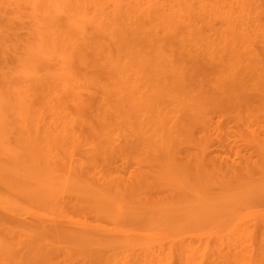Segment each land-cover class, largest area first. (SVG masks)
I'll list each match as a JSON object with an SVG mask.
<instances>
[{"label": "bare ground", "instance_id": "6f19581e", "mask_svg": "<svg viewBox=\"0 0 264 264\" xmlns=\"http://www.w3.org/2000/svg\"><path fill=\"white\" fill-rule=\"evenodd\" d=\"M149 2L0 0V260L5 263L119 264L125 256L151 259L165 241L180 245L193 261L204 246L198 248L194 238L206 237L202 241L215 239L235 250L233 263L221 264H264L252 261L253 242L264 244L259 87L264 83L249 89L248 82L235 80L230 65L234 80L230 85L224 78L227 91L211 93L205 83L225 67L223 58L206 53L193 59L181 51L178 39L193 37V26L185 25L189 20L183 24L171 14L176 26H138L135 21H144L151 10ZM198 2V8L185 6L188 16H208L212 23V1ZM226 15L224 23L232 26ZM129 21L138 27L125 30ZM225 35L232 43V33ZM250 38L243 42L247 50L256 46ZM263 50L250 55L253 51L264 70ZM221 59L219 66L214 63ZM151 69L161 80L160 75L153 81ZM162 103L173 105L176 114L167 113L168 107L163 112ZM222 122L234 124L232 138L240 144L224 149V155L210 151L215 138L223 145L231 137V125L227 129ZM205 245L203 254L211 252Z\"/></svg>", "mask_w": 264, "mask_h": 264}, {"label": "rangeland", "instance_id": "374dc122", "mask_svg": "<svg viewBox=\"0 0 264 264\" xmlns=\"http://www.w3.org/2000/svg\"><path fill=\"white\" fill-rule=\"evenodd\" d=\"M144 1V0H143ZM146 1V0H145ZM148 1V0H147ZM212 2V6H211V11L209 12V15H210V18H213V20L211 21L212 23H210V19H208V16H203V18H202V16H201V18H200V16L199 15H197V14H195L194 16H196V19H198V20H196L195 18H194V16H192V19L188 16V14H187V8L185 7V6H188L187 4H192L193 6H194V3L196 4V6H194V7H196V8H198V4H199V2H198V0H197V2H198V4L196 3V0H191V1H187V0H184V2L182 1V0H152V3L150 4V2H149V4H148V6H152L150 9L151 10H148L147 12H146V14H144L143 15V18H144V21H143V19H142V17L140 18L141 20H142V22L140 21V20H136L135 22L136 23H138V26H141L142 25V27H148V29L149 28H151V29H155V27H157V29L156 30H161V27L162 26H164V25H169L170 24V22H171V24L170 25H172L173 23V26L175 25H177L176 23H178L177 21L178 20H176V22H174L175 21V18H179L180 20L182 19V22H183V24H184V22H186V21H188V23L187 24H185V25H187L188 27L190 26V25H192L193 27H190V30H191V33L192 34H190L191 36H193V37H190L189 35H188V37H185V38H187V39H185V43H183V41H181V38H179L178 40H180V43H179V47L180 48H182V50L181 51H183L184 53H190V56H189V58H192L193 57V59L195 58V57H198L200 54H201V56L200 57H202L203 55H205L206 53L207 54H213V57H214V55L215 56H220L221 58H223V60H224V62L225 63H223L224 65H222V62H221V66H225V67H221V68H223L222 70H220V68H218L217 69V72H218V74H219V76H218V74H217V76H215V75H213V74H210L209 75V77L211 78L210 80H212V82H211V84L210 83H208V84H206L205 83V85H207V87L208 88H210V89H212L210 92L211 93H213L214 95L216 94V95H222V94H224L227 90V88L228 87H226V86H228V82L226 81V79H224V78H227V80H229V83H230V85H231V80H234V77H235V80L237 79V81H238V83H242L243 81H245V82H243L245 85H247V83L246 82H248V88L252 85L253 87H252V89L254 88V89H256V87L254 86L255 85V82L256 83H258V82H260V83H264V75H263V73H264V70L263 69H261L260 67H258V65H256V64H258V61H254V60H256V58L254 59L252 56H253V51L251 52V54L252 55H250V51L251 50H253V49H255V51H260L261 52V50H263L264 49V4H261L260 2H261V0L259 1V0H235L236 1V3H235V1L234 0H228V4L229 5H227L226 3V1L227 0H217L216 1V3H217V5L215 6L214 5V1L213 0H211ZM257 3H256V2ZM181 2V3H180ZM186 2V3H185ZM188 2V3H187ZM190 2V3H189ZM193 2V3H192ZM224 2H225V4H224ZM238 2V3H237ZM251 2H252V4H251ZM164 3V4H163ZM179 3H180V6H181V4L184 6V8L186 9H184L185 11H183V10H181L183 13H179L180 12V8H182L183 9V6H179ZM218 3H220V9H224V6L225 5H227V6H225L226 8L224 9L226 12H225V14H224V10H220L219 8H217V6L219 5ZM255 3V4H254ZM263 3V2H262ZM155 4V5H154ZM177 4V5H176ZM186 4V5H185ZM258 4V5H257ZM164 5V6H163ZM168 5V6H167ZM214 5V6H213ZM257 5V6H256ZM262 5V6H261ZM177 6H178V8H177ZM259 6V7H258ZM261 6V7H260ZM180 7V8H179ZM153 8V9H152ZM166 9V11H165V9ZM176 8V9H175ZM257 8V9H256ZM260 8V9H259ZM218 9V10H217ZM213 10V11H212ZM215 10H217L218 12L216 13V11ZM220 10V11H219ZM228 10L230 11V12H228ZM257 10V12H255ZM259 12V13H258ZM263 12V13H262ZM215 14L216 13V15H214L213 16V14ZM260 13L262 14V15H260ZM171 14H173L174 16H175V18H174V16L173 15H171ZM220 14H223V16L222 15H220ZM226 14H228V16H229V14H231V16H232V18H227L228 20H230L229 22H228V24L230 23V24H232V26H233V28H232V26L231 25H229V27H228V25H226L227 24V22H225L224 23V18H226ZM257 14V15H256ZM186 15V16H185ZM220 16V18H219V16ZM167 16H168V18H167ZM170 16H171V19L173 20V18H174V20L173 21H171V19H170ZM256 16H257V18H256ZM167 18V19H166ZM185 18H186V20H185ZM187 18H189V19H187ZM206 18V19H205ZM260 19V20H259ZM161 20H164V21H161ZM165 20H167V21H165ZM169 20V21H168ZM179 20V21H180ZM208 20V21H207ZM259 20V21H258ZM262 20V21H261ZM134 20H131V22H133ZM138 21V22H137ZM191 21V23L192 24H189V22ZM202 21H204V22H202ZM207 21V22H206ZM227 21V20H226ZM130 22V21H129ZM129 22H126L127 24H123V26H126V27H123L125 30H127L128 29V31H130V30H132L133 28H136V27H138L136 24V26L134 27L133 25H134V23H132L131 24V22H130V24H129ZM146 22V23H145ZM162 22V23H161ZM262 22V23H261ZM142 23V24H141ZM145 23V24H144ZM150 23V25H148ZM167 23V24H166ZM141 24V25H140ZM144 24V25H143ZM151 24H155L154 25V27L151 25ZM131 25V26H130ZM148 25V26H147ZM157 25H159V26H157ZM258 25H259V28H258ZM132 26H133V28H132ZM161 26V27H160ZM208 26V27H207ZM210 26H212V27H210ZM231 26V27H230ZM128 27V28H127ZM226 27H228V28H226ZM130 28V29H129ZM158 28H160V29H158ZM262 28H263V30H262ZM198 30V31H197ZM201 32H200V31ZM212 30V31H211ZM242 30H243V32H242ZM244 30H248L249 32H251L250 34H248L249 32H244ZM193 32H196V33H200L199 35L198 34H193ZM219 32H221V34L219 33ZM227 32L229 33V35H230V33H232V36H233V38H231V40H232V43H233V45H232V43H230L231 41H230V39H229V42L228 41H226V40H224L223 39V37H224V35H225V37H226V39H228L227 38V36H229L228 34H227ZM213 33H214V35H213ZM204 34V35H203ZM244 34H246V36H244ZM244 37V38H247L248 39V37L249 36H251V38L250 39H252V38H255V40L254 39H252V40H254V43H255V47L254 48H251V49H249V50H247L248 48H244L243 47V42H246V40L247 39H244L243 40V38H242V40H241V38L240 37ZM253 36V37H252ZM206 37H208V39L206 38ZM219 39H218V38ZM230 37H231V35H230ZM191 38L193 39V42L192 43H190L192 40H191ZM189 39V40H188ZM188 40V41H187ZM219 41V42H216V41ZM222 40V41H221ZM190 41V42H189ZM206 41V42H205ZM211 41L213 42V44H211ZM223 41H226L225 43L223 42ZM235 41V42H234ZM179 42V41H178ZM177 42V43H178ZM188 42V43H187ZM198 43V45L197 46H194V45H196L197 43ZM227 42L228 43H230L232 46L230 47V44H228L229 46H225V44H227ZM189 44V46L187 45V44ZM206 43H207V46H206ZM209 43V44H208ZM257 43H259V46H258V44ZM192 44V45H191ZM194 44V45H193ZM211 44V47L209 46ZM218 44H220V45H222V46H220V45H218ZM178 45V44H177ZM184 47H183V46ZM187 47H186V46ZM200 45V46H199ZM201 45H203V46H201ZM224 45V46H223ZM199 46V47H198ZM210 48H209V47ZM214 46H216V48L214 47ZM247 46V45H246ZM263 47V49H262V47ZM192 47V48H191ZM220 47V48H219ZM222 47H223V49H222ZM252 47V46H251ZM260 47V48H259ZM205 48H206V50H205ZM228 48V49H227ZM231 48H232V50H231ZM242 48H244L243 50H241ZM258 48V49H257ZM202 49H203V52H202ZM240 49V50H239ZM194 50V51H193ZM212 50V51H211ZM219 50V51H218ZM222 50V51H221ZM225 50V51H224ZM228 50H229V52H228ZM231 50V51H230ZM235 51V52H237V54L235 53V52H232V51ZM237 50H239V51H237ZM244 50H247V51H244ZM246 52V53H244V52ZM254 51V52H255ZM264 51V50H263ZM201 52V53H200ZM212 52V53H211ZM214 52H216L217 54L218 53H220V55L218 54H215ZM248 52H249V54H248ZM228 53V54H227ZM233 53V54H232ZM193 54V55H192ZM196 54H198L197 56H196ZM203 54V55H202ZM239 54V55H238ZM244 54H246V55H244ZM249 55V57H248V55ZM211 55H209V56H211ZM226 55V56H225ZM233 55V56H232ZM234 55H235V57H237L238 59H240V60H238V59H236L235 57H234ZM195 56V57H194ZM208 56V55H207ZM246 57L247 58V60H246V58H244V57ZM206 57V56H205ZM203 58V57H202ZM214 58H216V57H214ZM252 58V60H251V63H250V59ZM218 59V58H217ZM225 59L227 60V62H228V64H227V62L225 61ZM234 60V61H233ZM244 62H247V64H244V65H248V66H244L243 65V61ZM219 61H222V59L221 60H218L217 62H215L214 61V63L216 64V65H218L219 66V64H217ZM235 61H237V62H235ZM240 63H239V62ZM257 62V63H256ZM236 63V64H235ZM238 64V65H237ZM241 64H242V66H241ZM254 64V67L252 66ZM227 65V66H226ZM230 65L232 66H234L233 68L232 67H230ZM255 65H256V67H258L257 69V71H259V72H257L258 74H261L260 76H258L255 72H256V68H255ZM230 68H229V67ZM250 67H252L251 68V71H250V69L249 68ZM217 68V67H216ZM227 68H229V69H227ZM232 68V72H233V70H234V74H235V72H237V74L236 75H234L233 73H231L232 74V76H234V77H232L231 76V74L229 73V71H230V69ZM244 69V70H243ZM154 71H155V69H153ZM249 70V71H248ZM263 71V72H262ZM158 72V71H157ZM157 72H154L155 73V75L153 76V73H152V69H151V71L149 70L148 71V74L149 75H151V76H153L152 78H153V81H156V79H157V77L158 76H160L161 74L160 73H158V75L156 76V73ZM224 74H223V73ZM238 72H239V75H238ZM244 72V74H246V75H244V74H242ZM247 72H248V75H247ZM223 74V76L221 77V75ZM228 74H230V75H227ZM249 74H251V75H253V76H251V75H249ZM242 75V77H240ZM244 75V76H243ZM203 76V75H202ZM201 76V77H202ZM237 76H239V77H237ZM161 77H163L162 75L160 76V77H158L159 79L161 78ZM203 77H205V79H207L208 78V76H203ZM230 77H232V78H229ZM244 77H246V78H249V79H244ZM151 78V79H152ZM218 78H220L221 79V81L218 79ZM252 78V79H251ZM261 78H262V82H261ZM163 79V81L165 80L164 78H162ZM200 79V78H199ZM240 79V80H239ZM258 79V80H257ZM161 80V79H160ZM160 80H158V82L160 81ZM215 80V82L213 83V81ZM226 82V84H222V83H225L224 81ZM167 81V80H166ZM201 81V80H200ZM202 81H203V79H202ZM251 81V82H250ZM252 81H254L253 83H252ZM169 82V81H168ZM204 82V81H203ZM202 82V83H203ZM206 82V81H205ZM250 82V83H249ZM164 83V82H163ZM221 83V84H220ZM252 83V84H251ZM259 83V84H260ZM164 84H166V83H164ZM170 84L171 83H169L168 84V89L170 88L171 89V86H170ZM210 84V86L212 85L213 86V88H214V91H213V88L212 87H210V86H208ZM258 84V85H259ZM261 84V85H262ZM205 85H204V87H205ZM222 87H224V88H222ZM229 85V86H230ZM250 85V86H249ZM218 87H220V88H218ZM259 87H261V90H263L264 91V87H262V86H259ZM205 89H207L206 87H205ZM204 89V90H205ZM220 89V90H219ZM222 89H224V90H226L225 92H223L224 90H222ZM249 89H251V87L249 88ZM260 89V88H259ZM208 90V89H207ZM219 92V93H218ZM162 104H163V106H165V107H163L162 106ZM162 104H160V109L163 111V112H165L166 113V111H167V113H172L173 112V114H176V111H174V109L175 108H173L172 106L173 105H170V104H165L164 105V103H162ZM168 105V106H167ZM169 106L171 107V108H169ZM167 107H168V109H167ZM167 109V110H166ZM166 110V111H165ZM168 110H170V112L168 111ZM172 114V115H173ZM168 115V114H167ZM171 115V114H170ZM174 116V115H173ZM217 116V115H216ZM215 116V117H216ZM225 118H221V119H224V121L225 122H227L228 121V118H226L227 116H224ZM218 118V116L215 118V121H216V119ZM219 119V118H218ZM226 119V120H225ZM220 121V120H219ZM222 121V120H221ZM220 121V122H221ZM229 122V121H228ZM227 122V123H228ZM223 124H224V122H222ZM222 123H220V124H222ZM219 125V124H218ZM225 126H227V124L225 123L224 124ZM222 126V128L223 127H225V126ZM229 125H233L232 127L231 126H229ZM228 126H229V128H232V129H230L229 130V132H230V138L228 139V141L227 142H225L223 145L221 144V145H217V144H219L220 142L218 141V138H215V140L213 141V143H212V146H211V149H210V151H214L215 152V154L217 153H221V154H225L226 153V151H225V153H224V149L226 150L227 149V151L229 152L230 150H231V148H235V147H237V145H238V147H239V145L240 144H236L235 143V139L234 138H232V136H233V129L234 130H236V128H234L235 126H234V124L233 123H231V124H229ZM221 126V125H220ZM228 126H227V129H228ZM226 128V127H225ZM224 128V129H225ZM227 129H225V130H227ZM224 130V131H225ZM217 137V136H216ZM216 139H217V143H216ZM232 140V141H231ZM232 142H234V143H232ZM215 147V148H214ZM219 147H222V149L220 148V149H218ZM225 147V148H224ZM217 149V150H216ZM233 158H235V156H233ZM240 159H237V161H239ZM242 160V159H241ZM191 238V237H190ZM203 238L205 239L206 237H202V240H203ZM208 238V237H207ZM194 239H196L197 241H199L198 243H197V241L195 240V241H193V245H194V242H196L197 243V245H198V248L199 247H201V246H203L202 247V250H200L199 252H200V254L199 255H197V257L195 258V257H193V261L190 259V258H188V257H190V253H187V251L186 252H182L183 250H181V248H180V245H177V244H174L173 245V243H172V245L174 246H172L171 244V246L169 245V243H171V242H169V240H167L169 243L167 244L166 243V241H165V243L163 242L162 244H164V248H160V247H158L157 249L158 250H156L157 251V255L155 254V252H154V254H155V256H148V257H152L153 258V260H151L150 258H148V259H145L144 260V256H140V258L141 259H136V260H134L135 258L133 257V256H129L128 258H130V260L129 259H127L126 258V256L125 257H123L124 255H122L121 254V257H123L122 258V260H124V261H120L119 262V264H135L134 262H136V264L138 263V264H194L195 262L194 261H197L195 264H197V263H199L200 264V261H201V264H221V262L222 261H228L229 263L231 262L230 261V259L232 260V258H229V257H234V256H232L233 254H231L230 255V253H233V252H235V250L233 249L232 251H231V249L230 248H226L225 246H226V243H225V245H221V243L220 242H218L217 240H215V239H210L209 238V240L210 241H206L207 242V245H209V243H211L208 247L211 249V252L209 251V250H207L208 251V253L207 252H204V254H203V248H205V241H202L201 240V238H194ZM192 240V239H191ZM200 240L204 243V244H202V242H200ZM206 240V239H205ZM217 242V243H216ZM251 242H253V241H251ZM188 243V242H187ZM189 243H191V242H189ZM196 243H195V245H196ZM200 243V244H199ZM216 243V244H215ZM219 243V244H218ZM263 243V242H262ZM260 241H257V242H253V245L252 246H254L253 247V249L254 248H256V251L255 252H253V254H252V261H254V262H259V263H264V262H262V260L264 259V258H260V256L261 257H264V244H262ZM202 244V245H201ZM249 244V243H248ZM251 244V243H250ZM262 244V245H261ZM190 245H192V244H190ZM192 245V246H193ZM217 247V248H215V246ZM221 245V246H220ZM159 246V245H158ZM160 246H162L161 244H160ZM191 246V247H192ZM252 246H250L249 248H247L248 250V252H250V248H252ZM157 247V246H156ZM214 247V248H213ZM218 247H219V249H218ZM222 247V248H221ZM196 248V247H195ZM208 248V249H209ZM188 249H190V247L188 248ZM207 249V248H206ZM216 249V250H215ZM217 249L218 250H220V252H217ZM221 249H224L223 251L221 250ZM199 250V249H198ZM205 250V249H204ZM261 250V251H260ZM6 251V250H5ZM4 251V252H5ZM122 250H116V252H118L119 254H120V252H121ZM192 251V250H191ZM197 251V250H196ZM215 251V252H214ZM221 251L223 252V254L221 253ZM195 252V251H194ZM194 252H192V253H194ZM198 252V251H197ZM237 252V251H236ZM261 252V253H260ZM202 253V254H201ZM226 253V254H225ZM228 253V254H227ZM252 252H250V254H251ZM255 253H257V254H255ZM195 254V253H194ZM213 254V255H212ZM216 254V255H215ZM191 255H193V254H191ZM212 257H211V256ZM222 255L225 257H222ZM202 256H204V258H202ZM238 256V255H237ZM254 256V257H253ZM133 257V258H132ZM198 257H201L200 258V261H199V259H197ZM205 257H206V260H205ZM208 257H210V258H208ZM143 258V259H142ZM147 258V257H146ZM190 259V260H187V259ZM192 258V257H191ZM195 258V259H194ZM126 259V260H125ZM132 259V260H131ZM208 259V260H207ZM134 260V261H133ZM213 260V261H212ZM217 260V261H216ZM127 261H128V263H127ZM189 261H190V263H189ZM192 261V262H191ZM204 261V262H203ZM210 261L212 262V263H210ZM233 261V260H232ZM264 261V260H263ZM124 262V263H123ZM133 262V263H132ZM188 262V263H187ZM206 262V263H205ZM214 262V263H213ZM217 262V263H216ZM76 263V262H75ZM231 263H233V262H231ZM0 264H7V263H5V261L4 260H0ZM76 264H78V262L76 263Z\"/></svg>", "mask_w": 264, "mask_h": 264}]
</instances>
